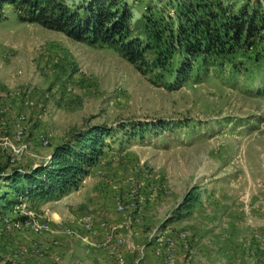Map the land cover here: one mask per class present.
<instances>
[{"label": "rangeland", "instance_id": "374dc122", "mask_svg": "<svg viewBox=\"0 0 264 264\" xmlns=\"http://www.w3.org/2000/svg\"><path fill=\"white\" fill-rule=\"evenodd\" d=\"M126 1L140 33L153 0ZM5 15L0 107L12 126L3 134L12 137V123L25 113L27 148L17 162L0 151V189L2 175L45 164L76 130L153 126L143 137L121 132L78 190L28 202L27 212L48 221L49 231L5 229L0 220V264H165L169 245L176 264H264V64L240 73L215 68L168 87L173 79L152 82L113 48L23 22L12 6ZM118 197L132 221L120 230L123 244L112 232L125 220ZM9 215L15 222L29 216ZM88 215L92 232L83 226Z\"/></svg>", "mask_w": 264, "mask_h": 264}, {"label": "trees", "instance_id": "16d2710c", "mask_svg": "<svg viewBox=\"0 0 264 264\" xmlns=\"http://www.w3.org/2000/svg\"><path fill=\"white\" fill-rule=\"evenodd\" d=\"M6 6L23 22L113 48L152 82L173 79L174 86L164 82L168 87L215 68L240 73L264 64V9L257 0H153L140 33L126 0H0V21ZM148 126L153 123L129 130L124 124L86 126L56 145L45 164L2 175L0 220L23 201H52L78 190L121 132L143 137Z\"/></svg>", "mask_w": 264, "mask_h": 264}, {"label": "built area", "instance_id": "2783aa9c", "mask_svg": "<svg viewBox=\"0 0 264 264\" xmlns=\"http://www.w3.org/2000/svg\"><path fill=\"white\" fill-rule=\"evenodd\" d=\"M28 95V94H27ZM29 97V95H28ZM27 116L25 113L21 112L16 116L15 122H13L14 130L15 133L12 137L5 136L3 133L11 127V121L9 118V111L6 107H0V151H8L11 155V162H17L24 152L26 151L27 145L24 142V136H25V127L23 126V123L26 121ZM52 134H47V135H42L41 136V142L45 145H48L50 143V138ZM127 205H125L121 201V197H118V202H117V211L121 212L123 217H124V223L121 225H114L112 228V232L116 236V243L123 244L126 242L125 236L120 232L121 229L127 228L130 225H132L131 217L128 216L127 212ZM19 211H23L25 214H29V216L22 221H14V219L10 215H4L1 219V222L4 225L5 229H10L11 227H17L18 229H31L36 233H43L47 232L50 230V224L48 221H39L35 220L32 217V213L27 212L28 211V202L23 201L22 203L16 205L13 208L14 213H18ZM141 220L140 216L135 218V222L139 223ZM84 221V227L86 230L92 232L93 227H92V216L88 215L85 216L83 219ZM104 225V223H102ZM67 233H71L70 231H67ZM111 237L107 239L109 242ZM106 241V242H107ZM108 245L105 243L102 246ZM38 248H49L46 245H40ZM114 248V251L119 252V248ZM163 255V261L165 264H176V255L174 251L173 245H169L164 251H162ZM121 263H123V258L119 257L118 258Z\"/></svg>", "mask_w": 264, "mask_h": 264}, {"label": "crops", "instance_id": "0c3cea01", "mask_svg": "<svg viewBox=\"0 0 264 264\" xmlns=\"http://www.w3.org/2000/svg\"><path fill=\"white\" fill-rule=\"evenodd\" d=\"M103 197H105V198H103V204L104 205H107L109 200H106V199H108V198H106V195H104Z\"/></svg>", "mask_w": 264, "mask_h": 264}]
</instances>
